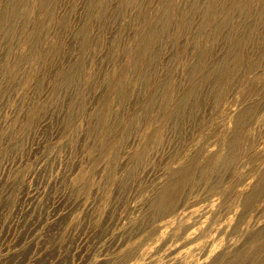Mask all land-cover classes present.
<instances>
[{"label": "rangeland", "instance_id": "obj_1", "mask_svg": "<svg viewBox=\"0 0 264 264\" xmlns=\"http://www.w3.org/2000/svg\"><path fill=\"white\" fill-rule=\"evenodd\" d=\"M0 264H264V0H0Z\"/></svg>", "mask_w": 264, "mask_h": 264}]
</instances>
